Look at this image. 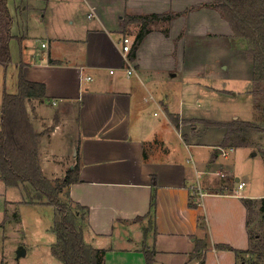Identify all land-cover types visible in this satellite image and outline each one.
I'll return each mask as SVG.
<instances>
[{"label": "crops", "instance_id": "1", "mask_svg": "<svg viewBox=\"0 0 264 264\" xmlns=\"http://www.w3.org/2000/svg\"><path fill=\"white\" fill-rule=\"evenodd\" d=\"M209 2H9L11 62L0 64V85L9 69L18 90L21 75L46 85L45 100L26 101L31 122L42 134V170L51 180L62 179L80 156V181L68 191L74 202L89 209L85 240L105 250L106 264H146L144 247L155 251L153 264H239L233 250L217 246L239 251L250 247L243 199H261L246 191L247 181L240 176L234 177L232 188L210 190L213 178L233 176L210 160L215 151L218 158L226 149L250 146L262 151L253 156L264 157V132H237L223 148L226 129L206 122L242 121L264 129V119L250 94L253 66L246 49ZM194 5L200 6L170 24L152 23L135 59L130 58L131 66L125 63L122 39L135 42L142 28L135 21L126 25L128 16L182 13ZM247 111L257 118L247 120ZM198 186L202 199L194 195ZM154 190V226L146 235ZM31 200V191L27 195L22 186H6L0 178L4 239L13 223L26 230L33 224L21 221L34 212L28 205L37 211L48 207ZM52 226L51 215L39 230L51 235ZM54 236L48 243L51 254ZM57 261L50 264H62Z\"/></svg>", "mask_w": 264, "mask_h": 264}, {"label": "trees", "instance_id": "2", "mask_svg": "<svg viewBox=\"0 0 264 264\" xmlns=\"http://www.w3.org/2000/svg\"><path fill=\"white\" fill-rule=\"evenodd\" d=\"M209 6L219 12L230 25L234 38L240 40L246 49L247 56L253 66L252 88L250 94L254 99L256 110L264 115V0H209ZM10 0H0V64L7 67L11 62L9 43L12 36L13 19L9 8ZM200 6V5H199ZM198 5L187 8L182 13L169 12L164 14H149L146 16H128L126 25L138 22L142 28L136 36L129 57L133 60L142 42L151 32L149 26L155 21L172 20L181 15L196 10ZM169 35V30L164 31ZM46 85L19 79L17 94L4 93L0 123V178L6 186H22L27 195L32 193L29 203L39 202L54 208V223L51 228L56 235L52 246V254L62 264H106L105 250L88 245L84 229L88 220L89 209L76 203L70 197L68 189L80 181L82 162L80 156L75 167L67 172L62 179L51 180L42 170L40 162V140L30 119L26 107L27 100H45ZM208 126L226 129L222 147H229L237 132H264L261 127L242 121L230 123L206 122ZM241 146V144L239 145ZM157 186L154 181V188ZM67 199H66V198ZM248 211V228L251 213L255 211L250 199H243ZM156 210V193L152 195L150 228L154 226ZM261 210L264 212V199ZM250 247L247 251L235 250L227 245H218L220 249L233 250L239 264H262L264 260V244L256 243L249 228ZM146 264L154 263V250L144 247ZM255 255L256 259H251ZM203 262V261H202Z\"/></svg>", "mask_w": 264, "mask_h": 264}, {"label": "rangeland", "instance_id": "3", "mask_svg": "<svg viewBox=\"0 0 264 264\" xmlns=\"http://www.w3.org/2000/svg\"><path fill=\"white\" fill-rule=\"evenodd\" d=\"M34 23L36 26H40L39 21L34 20ZM32 26L33 25L30 23V27ZM13 56H15V59H18V47L17 52L14 49ZM13 73V69H9L7 71V76L5 80H3L5 83L2 82V85H0L1 96L5 90L9 94H14L15 92L17 93L18 85L17 81H15L13 77ZM248 113L249 115L245 116L247 117V120L251 119L254 121V119L257 118H254V114L251 112L247 111L246 114ZM260 115L263 120L264 115L261 113ZM241 137H243V135L238 138L239 141L242 140L238 143V145L244 141ZM258 150L261 151L259 146H257V149L250 146V148H239L232 152L229 151V149H226L225 154L219 156L218 158L215 157L218 156V151H215L214 157L210 160V163L216 162L218 167L224 166L227 171L230 172L231 170L233 172V176L224 177L225 174L222 173V177L218 176V178H213L215 180H212L214 181L212 183L213 185L209 186V188L210 190L211 188L213 190L225 189L226 187L232 188L234 177L240 176L242 180L246 179V191L249 192V194L258 196V199H261L254 203L255 211L251 213L249 228L254 241L256 243L264 244V212L261 210L262 199H264V157L261 153H259L258 156H253L254 151L257 152ZM30 207H33L34 210L30 209ZM34 207L35 206L33 205H28L27 208L34 212L30 213L28 217L24 216L21 220L24 225L26 224V220L33 222L28 230L24 228L26 232L22 227L13 223V226L7 228L8 238L4 239V231L3 229H0V264H50L51 261L58 263L57 259L51 254V245H48L49 241L55 238L54 234L44 235V233H41L39 230L40 222L49 220L51 215L52 224L54 223V208L48 206L37 211ZM26 213L27 210H25V214ZM39 215H42L43 219H41ZM11 228H13L12 231L10 230ZM20 251H25L26 254L19 255ZM251 259L255 260L256 256H251Z\"/></svg>", "mask_w": 264, "mask_h": 264}, {"label": "built area", "instance_id": "4", "mask_svg": "<svg viewBox=\"0 0 264 264\" xmlns=\"http://www.w3.org/2000/svg\"><path fill=\"white\" fill-rule=\"evenodd\" d=\"M133 45H134V40L133 39H131L128 36H124L123 37V39H122V54H123L125 63L127 65H130V66H131L132 61H131L129 55H130V53H131V51L133 49ZM111 73H113V71ZM127 73L129 75H131L133 73V69H131V68L127 69ZM90 79H91V77H88V80H90ZM243 186H244V184L240 183V188H243ZM196 194L200 195L199 197L202 199L204 194H203V192L201 190V187H199V186L197 187V190L194 192V195H196Z\"/></svg>", "mask_w": 264, "mask_h": 264}, {"label": "water", "instance_id": "5", "mask_svg": "<svg viewBox=\"0 0 264 264\" xmlns=\"http://www.w3.org/2000/svg\"><path fill=\"white\" fill-rule=\"evenodd\" d=\"M220 152H222V149H219ZM25 254V251H20L19 252V255H24Z\"/></svg>", "mask_w": 264, "mask_h": 264}]
</instances>
